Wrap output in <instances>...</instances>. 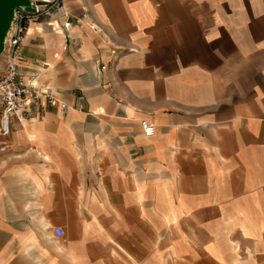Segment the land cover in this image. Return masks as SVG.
Listing matches in <instances>:
<instances>
[{"label": "crops", "instance_id": "obj_1", "mask_svg": "<svg viewBox=\"0 0 264 264\" xmlns=\"http://www.w3.org/2000/svg\"><path fill=\"white\" fill-rule=\"evenodd\" d=\"M63 3L19 72L67 106L0 130V264H264V0Z\"/></svg>", "mask_w": 264, "mask_h": 264}, {"label": "built area", "instance_id": "obj_2", "mask_svg": "<svg viewBox=\"0 0 264 264\" xmlns=\"http://www.w3.org/2000/svg\"><path fill=\"white\" fill-rule=\"evenodd\" d=\"M34 12L16 9L11 27L4 41V50L0 56V130L8 133L12 117L25 118L32 105L44 102L49 105H59L66 108V103L55 96V91L49 87H36L26 81L19 72L24 56L21 45L27 29L34 22L60 21L65 29L72 24V17L66 9L63 0H31ZM95 29L94 26H92ZM145 135H152L154 125L147 120L140 122ZM57 236L63 234L60 227H54Z\"/></svg>", "mask_w": 264, "mask_h": 264}, {"label": "water", "instance_id": "obj_3", "mask_svg": "<svg viewBox=\"0 0 264 264\" xmlns=\"http://www.w3.org/2000/svg\"><path fill=\"white\" fill-rule=\"evenodd\" d=\"M34 12L31 0H0V56L4 50V41L11 27L15 10Z\"/></svg>", "mask_w": 264, "mask_h": 264}]
</instances>
